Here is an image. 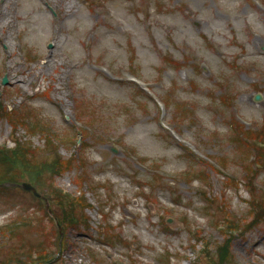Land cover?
<instances>
[{
	"label": "rangeland",
	"instance_id": "374dc122",
	"mask_svg": "<svg viewBox=\"0 0 264 264\" xmlns=\"http://www.w3.org/2000/svg\"><path fill=\"white\" fill-rule=\"evenodd\" d=\"M8 110L0 264H264V0H0Z\"/></svg>",
	"mask_w": 264,
	"mask_h": 264
},
{
	"label": "trees",
	"instance_id": "16d2710c",
	"mask_svg": "<svg viewBox=\"0 0 264 264\" xmlns=\"http://www.w3.org/2000/svg\"><path fill=\"white\" fill-rule=\"evenodd\" d=\"M13 110H8L7 112H5L4 116H0V117H5L9 120H11V118H13V115L14 114H17L16 112H12ZM15 116V115H14ZM19 118V117H18ZM28 120V126L29 128L32 127L33 129H36L35 131H39L40 129L42 130H45L44 127H43V124L41 125H38V120L36 119H33V116L31 115L30 118H27ZM13 122V121H12ZM38 127L40 129H38ZM40 130V131H41ZM16 148H15V152L18 153V154H21L22 153V160H24V162L26 164H30L31 162L30 161H27L28 157L30 158L29 156V150L27 149V145L25 144V142L23 141H19L16 143ZM1 160V159H0ZM11 167V166H10ZM1 180H8L7 178H2ZM1 187V186H0ZM3 188V187H2ZM4 189V188H3ZM57 194V196L60 198L59 194L57 192H55ZM171 257V256H170ZM216 263L217 264H227V262L224 261L225 256L223 254H220V257H217L216 258Z\"/></svg>",
	"mask_w": 264,
	"mask_h": 264
},
{
	"label": "water",
	"instance_id": "95a60500",
	"mask_svg": "<svg viewBox=\"0 0 264 264\" xmlns=\"http://www.w3.org/2000/svg\"><path fill=\"white\" fill-rule=\"evenodd\" d=\"M4 83H6V80H4ZM261 95H257V99H260ZM22 186L26 188L27 190L34 191L36 193V189L34 186H32L30 183H22ZM38 194V193H36Z\"/></svg>",
	"mask_w": 264,
	"mask_h": 264
},
{
	"label": "bare ground",
	"instance_id": "6f19581e",
	"mask_svg": "<svg viewBox=\"0 0 264 264\" xmlns=\"http://www.w3.org/2000/svg\"><path fill=\"white\" fill-rule=\"evenodd\" d=\"M62 14L65 16V15H66V11H63V10H62ZM124 79H125V78H124Z\"/></svg>",
	"mask_w": 264,
	"mask_h": 264
}]
</instances>
